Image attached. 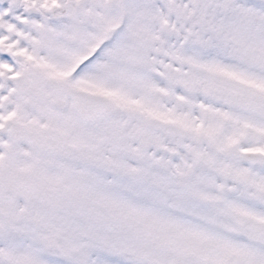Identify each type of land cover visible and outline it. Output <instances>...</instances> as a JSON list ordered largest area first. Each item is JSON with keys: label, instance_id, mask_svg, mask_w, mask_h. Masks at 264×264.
<instances>
[{"label": "snow or ice", "instance_id": "1", "mask_svg": "<svg viewBox=\"0 0 264 264\" xmlns=\"http://www.w3.org/2000/svg\"><path fill=\"white\" fill-rule=\"evenodd\" d=\"M0 264H264V0H0Z\"/></svg>", "mask_w": 264, "mask_h": 264}]
</instances>
